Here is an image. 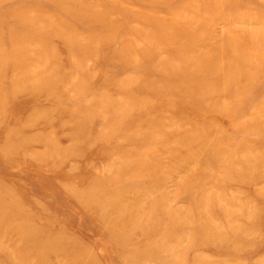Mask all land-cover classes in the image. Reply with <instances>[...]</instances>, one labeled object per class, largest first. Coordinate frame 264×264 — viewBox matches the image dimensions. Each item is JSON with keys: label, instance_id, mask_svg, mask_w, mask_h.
<instances>
[{"label": "rangeland", "instance_id": "rangeland-1", "mask_svg": "<svg viewBox=\"0 0 264 264\" xmlns=\"http://www.w3.org/2000/svg\"><path fill=\"white\" fill-rule=\"evenodd\" d=\"M0 264H264V0H0Z\"/></svg>", "mask_w": 264, "mask_h": 264}]
</instances>
